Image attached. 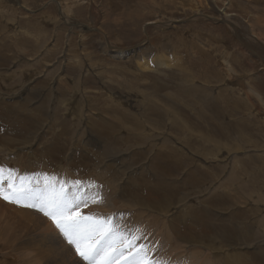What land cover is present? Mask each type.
I'll return each mask as SVG.
<instances>
[{
    "label": "rangeland",
    "instance_id": "1",
    "mask_svg": "<svg viewBox=\"0 0 264 264\" xmlns=\"http://www.w3.org/2000/svg\"><path fill=\"white\" fill-rule=\"evenodd\" d=\"M203 92L206 120L190 106ZM171 109L222 151L196 135L191 144L186 128L170 126ZM170 145L186 157L182 170ZM0 168L5 194L17 175L35 197L0 198V264L50 259L40 242L18 250L36 235L16 223L28 224L22 207L49 187L87 203L82 215L142 235L158 264H264V0H0ZM207 168L215 182L202 178ZM60 235L46 245L86 264Z\"/></svg>",
    "mask_w": 264,
    "mask_h": 264
},
{
    "label": "snow or ice",
    "instance_id": "2",
    "mask_svg": "<svg viewBox=\"0 0 264 264\" xmlns=\"http://www.w3.org/2000/svg\"><path fill=\"white\" fill-rule=\"evenodd\" d=\"M0 168V174L3 173ZM12 170H9L11 172ZM76 183H79L78 181ZM9 192L5 194L3 184L0 183V198L10 203H19L27 199L31 189H17L11 181ZM48 194L37 204L31 206L50 217L56 228L62 234L67 244L71 245L75 253L86 264H158L150 258V247L137 240H143L142 235L127 234L116 229L111 218L106 221L91 215H82L81 205L67 199L63 187L47 189Z\"/></svg>",
    "mask_w": 264,
    "mask_h": 264
},
{
    "label": "bare ground",
    "instance_id": "3",
    "mask_svg": "<svg viewBox=\"0 0 264 264\" xmlns=\"http://www.w3.org/2000/svg\"><path fill=\"white\" fill-rule=\"evenodd\" d=\"M66 2H68V1H66ZM69 3V2H68ZM67 5V4H66ZM68 8V7H67ZM74 8V7H73ZM79 10V9H78ZM77 10V11H78ZM70 11V10H69ZM84 11V10H83ZM82 14V13H81ZM67 15V14H66ZM131 15H133V13H131ZM117 20V19H116ZM234 24V23H233ZM235 25V24H234ZM236 27H239V26H236ZM115 50V53H117V54H119V55H121V54H124V52L123 51H119L118 49H114ZM113 51V50H112ZM144 62H146L145 60H141V62H140V64H139V67H143L142 69L144 70V69H146V68H148V69H151V66H147V67H145L144 65H145V63ZM152 62H153V64H156V61L155 60H152ZM170 62H173L172 60L170 61ZM163 66V65H162ZM168 67H170V66H168ZM183 74V82H182V84L185 82L186 83V80H187V75H186V73L185 72H183L182 73ZM181 75V74H180ZM189 77V76H188ZM177 78V77H176ZM189 79V78H188ZM181 84V87H183L184 89H185V93H187V92H190V89H192V87H189V86H186L185 84V86L184 85H182ZM190 85V84H189ZM192 86V85H191ZM193 90H195L194 89V87H193ZM197 90V89H196ZM179 91V90H178ZM206 91V90H205ZM149 92V91H148ZM191 94H194V92L192 91V93ZM204 94H206V95H208V93H204L203 92V95H202V97H200L199 98V100L198 101H193V103H191L190 104V106H191V109L192 110H194V113H197L198 115H202L201 117H200V119L201 118H204L205 120L208 118V116L206 115V109L208 108L207 107V103H211V100L212 99H210V100H208L207 101V99L206 100H203V98H208V96H206V95H204ZM195 95H197V94H195ZM181 96V95H180ZM183 96H187V97H190L191 95H183ZM206 96V97H205ZM182 97V96H181ZM192 98V97H191ZM178 99V98H177ZM177 99H175V102L177 101ZM189 99V98H188ZM216 99V98H215ZM153 101V100H152ZM168 101V100H167ZM177 103V102H176ZM175 104V103H174ZM165 105V104H164ZM176 105V104H175ZM167 107V106H166ZM173 118L174 117H179V113L178 112H176L174 109H173V111H172V109H171V113H169ZM170 116V117H171ZM212 116V115H211ZM211 116H210V118H211ZM147 119V118H146ZM213 119V118H212ZM179 120V122L176 124L175 122H174V120L172 121V122H174V123H172L170 126H174V127H176V129H178V130H180L181 129V131H183L184 130V128H186V130L185 131H187L188 133H189V142L191 143V144H195V142H194V140H196V141H203L204 142V144L202 145V149H206V147L207 146H210L211 148H213L214 150H217V152H221L222 151V149H223V146L221 147L220 145H219V143H220V141H218L217 139L215 140L214 138H209V136H204L205 135V133L204 134H202L203 133V131H202V133L201 132H198V133H196V132H194V130L192 129V128H190L189 127V125H188V122H187V124H182V121H181V119L180 118H178V119H176V121H178ZM193 121V120H192ZM212 121V120H211ZM154 122V121H153ZM194 122V121H193ZM160 124V123H159ZM164 124V123H163ZM153 125H155V124H153ZM166 125V124H165ZM168 126H169V124H168ZM194 135H196V139H192V137L191 136H193V138H195V136ZM221 135H222V132H221ZM166 144H167V142H165ZM184 144V143H183ZM186 144V146H187V144L188 143H185ZM168 145V144H167ZM221 145H222V143H221ZM163 147V146H162ZM169 148L172 150V151H174L175 153L174 154H172L171 152H167V154H168V156L170 157V158H172L173 160H175L176 161V163H177V167H180V166H182L181 167V170L183 169V168H185V165L186 164H184V163H182L181 162V160L183 159V158H186L184 155H182L175 147H173L172 145H170L169 146ZM192 149H194V150H196V151H198V149L199 148H194V147H191ZM202 149H200L201 151H200V153H201V155H204L205 157L206 156H210L211 155V153H210V151L209 152H202ZM231 150L233 149L232 147L230 148ZM147 151V150H146ZM164 151H166V150H162V152H164ZM148 152V151H147ZM212 154H214V153H212ZM219 154V153H218ZM216 155H217V153H216ZM178 156V157H177ZM206 158H208V157H206ZM8 169V168H7ZM208 170H206V172L205 173H203L202 172V178L203 179H206L207 180V177L209 176V180H211L212 182H215L214 180L216 179V177H215V174H214V172L211 170V168H207ZM210 169V170H209ZM213 169H214V171L216 172L217 171V166H215V167H213ZM22 170V169H21ZM184 171V170H183ZM180 173L182 172V171H179ZM9 173V172H8ZM161 172H159V174H160ZM4 174V173H3ZM16 174H18V173H16ZM61 174V173H60ZM214 174V175H213ZM14 175V174H13ZM18 175H20V174H18ZM32 176V175H31ZM50 177H51V179H50V181H48L47 180V178H45V175L43 176L44 178H42V179H44L45 180V182H47L48 181V183L49 182H51L52 181V183H53V176H51V175H49ZM6 177V178H5ZM7 177H8V179L10 180V178H11V176H8V175H4V178L6 179V181H7ZM12 177H14V176H12ZM16 177H18L17 175H16ZM16 177H14L13 178V181H11L12 182V184L15 186V185H20L22 188L24 187V186H26V184H25V182H29V181H27V180H25V179H22V178H20V179H18V178H16ZM48 177V176H47ZM32 178V177H31ZM37 178V177H36ZM3 178H1V174H0V183H2V182H4V181H1ZM12 179V178H11ZM40 180V179H39ZM191 180V179H190ZM239 180V179H238ZM31 181V180H30ZM226 181H230V183L229 182H227V183H225ZM39 182V181H38ZM5 183V182H4ZM4 183H2V184H4ZM163 183V182H162ZM235 183H236V176H235V173H234V171H233V174L231 173V176L230 177H228L225 181H224V184L225 185H228L227 187H231L232 185H235ZM239 183H240V181H239ZM192 184H194V183H192ZM213 184V183H212ZM195 186H196V184H195ZM234 187H232V189H233ZM237 188H240V186L239 187H237ZM18 189V188H17ZM48 189V188H47ZM46 189V190H47ZM157 189H160V186L158 185L157 186ZM74 189H70V191H69V193H71V194H74V191H73ZM35 191V190H34ZM33 191V192H34ZM90 192H91V198H93V197H97V195H99L100 196V191L98 190V189H96V190H94V187H92V189L91 190H89ZM152 191H153V189H152ZM235 191H236V189L234 188L233 189V192L235 193ZM237 192V194L240 192L241 193V190H239V192L238 191H236ZM247 192H248V196L250 195V192H249V190H248V188H247ZM38 193V192H37ZM36 194V193H35ZM85 194V193H84ZM29 195H34V194H29ZM83 195V194H82ZM88 197H89V195H87ZM102 196V195H101ZM251 196V195H250ZM77 197V196H76ZM237 197V196H236ZM239 197V196H238ZM34 199H35V197L34 196H28V198L27 199H23L24 201L26 200V202L27 203H29V202H31V201H34ZM74 199V198H73ZM101 199H102V197H101ZM186 199V198H185ZM206 199V200H205ZM205 199H201V201H200V203H201V205L204 203V202H209V203H211L210 202V199H208V198H205ZM182 201L184 200V198L183 199H181ZM238 200H239V198H238ZM1 201V200H0ZM36 201V200H35ZM102 202H103V200H100L99 199V205L100 204H102ZM237 203V202H236ZM236 203H235V205H236ZM1 204V203H0ZM31 204H34V203H30L29 205H31ZM4 205V204H3ZM2 205V206H3ZM25 206V205H24ZM242 206V205H241ZM6 207V206H5ZM27 207V206H26ZM22 207L25 211V213H26V216H27V220H28V224L25 226V225H23V223H22V220L20 219H18L17 220V217L14 215V218H15V220H17L16 221V223H17V225H19V227L17 228V226L16 227H13L14 229L15 228H17L18 230L19 229H21V228H26V229H31L32 230V232H35V235L36 236H34V237H32V238H30V239H28L26 242L25 241H22L21 240V242L19 243V245H20V247L18 248V250H23V249H25L26 248V244L28 243V242H40L41 243V245H44V246H42L41 247V245L39 246V245H36V247L37 246H39L40 247V249H45V247L48 249L49 248V250H50V246H52V248L54 249L53 250V252H52V254H51V256L50 255H48L49 257H50V259H48L44 264H70L69 263V261L71 262V264H75V261H73L74 259L72 258V257H70L72 254H74L73 253V251L72 250H68V249H66V248H63L62 250H61V253H63V254H59V255H57L56 253H55V251H56V247L54 246V245H46L47 243H48V240L51 238V237H56V238H60L61 237V235H60V233L57 231V229H56V226H55V224H54V222L53 223H51L48 219H45L43 216H40V215H35L33 212H31L30 210H29V208L27 207ZM203 207H209V206H207L206 204H203ZM12 208V207H11ZM32 208V207H31ZM206 208V209H207ZM6 209V208H5ZM21 209V208H20ZM27 209V210H26ZM33 209V208H32ZM10 210V209H9ZM12 210H14V209H12ZM189 210V209H188ZM19 211L18 210H15V213H18ZM206 213V212H205ZM12 215V214H11ZM10 215V216H11ZM17 215V214H16ZM24 215V214H23ZM202 215L203 214H201L200 215V219L202 218ZM180 216V215H179ZM8 217H9V215H8ZM123 217H127L126 216V214H124L123 215ZM181 217H183L184 219L186 218V216L185 215H182ZM193 216H191L189 219H191ZM10 218V217H9ZM1 219V218H0ZM10 219H12V218H10ZM174 219H178V220H180L179 219V217L178 216H176V218H174ZM27 220L26 221H24V222H26L27 223ZM121 221H122V218H121ZM215 221V220H214ZM213 221V222H214ZM198 222V221H197ZM223 222V221H222ZM204 223V222H203ZM22 224V225H21ZM251 224V223H250ZM249 224V225H250ZM212 225V224H211ZM215 226L216 225H218V226H221L222 227V231L224 230V226L223 225H225L224 223L223 224H218V223H216V224H214ZM244 228H245V226H243ZM246 228H247V226H246ZM190 229V228H189ZM5 232H6V230H5ZM26 232V231H25ZM30 232V231H29ZM195 232V231H194ZM240 232V231H239ZM24 233V232H23ZM247 233V232H246ZM33 234V233H32ZM192 234V233H191ZM237 234V233H236ZM220 236H222L221 234H219ZM23 236V235H22ZM29 236V235H28ZM193 236V235H192ZM6 237V236H5ZM251 237V236H250ZM26 238V237H25ZM224 238V237H223ZM236 239H237V235H236ZM243 239H244V241H245V239H247V237L246 236H243ZM18 240V242H19V238L18 237H16V241ZM170 241L171 240H168V245H169V243H170ZM17 242V243H18ZM8 244V243H7ZM13 244V243H12ZM204 245H207L206 244V242H202L199 246H203V247H205ZM34 246V245H33ZM154 246V245H153ZM194 246V245H193ZM196 246V245H195ZM30 247H32L31 245H30ZM33 248V247H32ZM37 249V248H36ZM32 250V249H31ZM33 251V250H32ZM39 251H41V250H39ZM52 251V250H51ZM24 252V251H23ZM34 253H35V250L33 251ZM51 253V252H50ZM40 254H41V252H40ZM35 255H36V253H35ZM75 255V254H74ZM207 255H209L208 253L206 254V256ZM27 256V255H26ZM47 256V257H48ZM48 257V258H49ZM43 258V254H42V256H40V257H36V259H39V260H41ZM50 260H51V262H50ZM231 260H232V258H231ZM73 261V262H72ZM230 262L231 261H229V262H227L226 264H230ZM40 264V263H39ZM76 264H80L79 262L78 263H76Z\"/></svg>",
    "mask_w": 264,
    "mask_h": 264
},
{
    "label": "water",
    "instance_id": "4",
    "mask_svg": "<svg viewBox=\"0 0 264 264\" xmlns=\"http://www.w3.org/2000/svg\"><path fill=\"white\" fill-rule=\"evenodd\" d=\"M139 46V49H140V47H141V45H138ZM137 47V46H136ZM133 48H135V47H133Z\"/></svg>",
    "mask_w": 264,
    "mask_h": 264
}]
</instances>
